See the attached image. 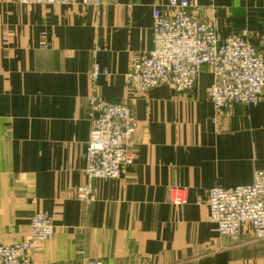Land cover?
Returning <instances> with one entry per match:
<instances>
[{"label": "crops", "instance_id": "obj_1", "mask_svg": "<svg viewBox=\"0 0 264 264\" xmlns=\"http://www.w3.org/2000/svg\"><path fill=\"white\" fill-rule=\"evenodd\" d=\"M167 1L0 0V244L28 240L40 212L56 231L33 247L37 264H264V240L248 228L237 241L219 236L206 203L209 189L251 185L264 171V100L215 115L208 69L183 94L126 84ZM189 1L222 36L247 30L264 51V0ZM94 64L110 74L96 93L131 107L139 130L126 176L96 181L97 201L84 205L75 190L85 182ZM172 188L186 189L188 203L173 205Z\"/></svg>", "mask_w": 264, "mask_h": 264}, {"label": "built area", "instance_id": "obj_2", "mask_svg": "<svg viewBox=\"0 0 264 264\" xmlns=\"http://www.w3.org/2000/svg\"><path fill=\"white\" fill-rule=\"evenodd\" d=\"M20 5L69 6L77 0H9ZM189 0H168L152 14L150 53L131 64L126 84L138 94L171 86L178 94L190 91L200 74L212 75L209 100L215 115L239 105L258 106L264 100V51L250 40L247 31L222 36L214 20H203L192 13ZM46 44L41 48L46 49ZM107 70L94 64L89 73L92 94L87 101L91 125L85 153V182L75 190L76 199L90 205L97 201L96 181L122 180L135 163L132 142L139 130L131 107L107 101L96 93ZM186 189L172 188L173 205L187 204ZM209 217L221 237L239 239L248 228L256 240H264V171L254 174L247 186H215L207 192ZM56 228L52 219L37 212L33 215L29 239L11 245L0 244V264H37L32 255L36 244L50 242ZM84 264H101L87 261Z\"/></svg>", "mask_w": 264, "mask_h": 264}, {"label": "rangeland", "instance_id": "obj_3", "mask_svg": "<svg viewBox=\"0 0 264 264\" xmlns=\"http://www.w3.org/2000/svg\"><path fill=\"white\" fill-rule=\"evenodd\" d=\"M9 1V0H8ZM217 26V25H216ZM218 30V29H217ZM244 31H247V30H243L242 32H244ZM242 32H240L239 34H241ZM248 32V31H247ZM249 33V32H248ZM239 34H237V35H239ZM250 35V34H249ZM250 40H251V42L253 43V41H252V39H251V36H250ZM254 44V43H253ZM142 95V94H141ZM86 162V161H85ZM100 181V180H99ZM171 190V189H170ZM185 196L187 197V200H188V193H185ZM206 203H207V201H206ZM211 221V220H210ZM212 223V222H211ZM84 264V263H83Z\"/></svg>", "mask_w": 264, "mask_h": 264}]
</instances>
